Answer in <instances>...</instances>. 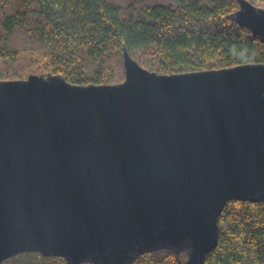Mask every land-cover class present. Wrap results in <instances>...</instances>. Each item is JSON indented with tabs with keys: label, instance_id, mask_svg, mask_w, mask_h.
Instances as JSON below:
<instances>
[{
	"label": "water",
	"instance_id": "obj_1",
	"mask_svg": "<svg viewBox=\"0 0 264 264\" xmlns=\"http://www.w3.org/2000/svg\"><path fill=\"white\" fill-rule=\"evenodd\" d=\"M238 3L264 44V9ZM124 66L118 84L0 81V264H206L226 205L264 202V64L159 74L124 49Z\"/></svg>",
	"mask_w": 264,
	"mask_h": 264
},
{
	"label": "trees",
	"instance_id": "obj_2",
	"mask_svg": "<svg viewBox=\"0 0 264 264\" xmlns=\"http://www.w3.org/2000/svg\"><path fill=\"white\" fill-rule=\"evenodd\" d=\"M239 8L238 0H170L125 16L110 0H0V58L25 63L13 79L34 68L63 75L74 85L123 82L124 49L161 74L264 64V44L230 18ZM219 223V243L206 264H264V202L231 201ZM187 259L186 252L164 249L133 264H186ZM2 264L67 262L30 252Z\"/></svg>",
	"mask_w": 264,
	"mask_h": 264
},
{
	"label": "rangeland",
	"instance_id": "obj_3",
	"mask_svg": "<svg viewBox=\"0 0 264 264\" xmlns=\"http://www.w3.org/2000/svg\"><path fill=\"white\" fill-rule=\"evenodd\" d=\"M110 1L112 3H114V4L119 5L120 7H122L123 10L125 11V14H124L125 16L131 15V13L138 14L139 12H141L142 8H144L145 6H149V5L155 4V3H157V1L161 2V3H165V4H168L170 2V0H110ZM250 2L252 4H254L255 6H258V7L264 9V0H253V1H250ZM140 57H141L140 55H137V56H135V58L134 57L133 58L142 67L148 69V67H146V64L143 63V60L141 61L139 59ZM144 60L147 61V59H144ZM24 64L25 63L20 62L19 64L12 65V64H9V63L3 61L0 58V76H5V77L9 78V80H1L0 79V81L26 80L31 75H45V76L50 75V74H40V73L34 72V68H31V70L28 71L29 73L27 72L28 74L27 73H23L24 74L23 76H27V77L21 78V79H13L16 76L15 72L17 70H21L22 66H24ZM252 64H256V63H252ZM124 68H125V66H124ZM148 70H150V69H148ZM153 72H156V71H153ZM159 74H161V73H159ZM51 75H54V74H51ZM61 76H63V75H61ZM125 77H126V74H125Z\"/></svg>",
	"mask_w": 264,
	"mask_h": 264
}]
</instances>
